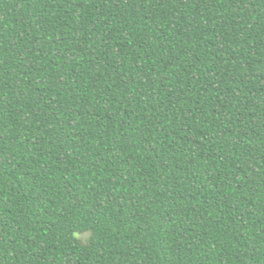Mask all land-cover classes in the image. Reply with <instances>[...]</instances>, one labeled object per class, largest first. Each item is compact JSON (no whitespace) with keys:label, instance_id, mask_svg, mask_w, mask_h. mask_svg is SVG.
Masks as SVG:
<instances>
[{"label":"trees","instance_id":"trees-1","mask_svg":"<svg viewBox=\"0 0 264 264\" xmlns=\"http://www.w3.org/2000/svg\"><path fill=\"white\" fill-rule=\"evenodd\" d=\"M0 264H264V0H0Z\"/></svg>","mask_w":264,"mask_h":264}]
</instances>
